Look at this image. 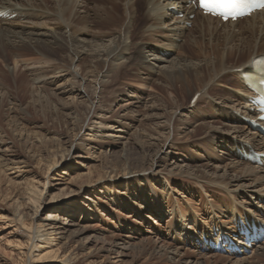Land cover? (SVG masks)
<instances>
[{"label": "bare ground", "instance_id": "1", "mask_svg": "<svg viewBox=\"0 0 264 264\" xmlns=\"http://www.w3.org/2000/svg\"><path fill=\"white\" fill-rule=\"evenodd\" d=\"M123 1L125 0H0V14L2 15L0 17V92H3L4 96L0 101V110L8 104V101L12 103L14 98L18 99L19 103L24 102L27 93L24 90L27 88L28 91L32 90V94L38 90L41 93L43 92L46 106L51 96L43 85L38 87L35 83L43 77H47V74L34 75L33 78L28 79V69L33 65L46 66L45 72L50 74L62 69L68 71L70 79L76 81L78 77L80 78L75 84L77 88H81L83 91L87 86L82 85L81 87V83L85 84L87 80L92 79L96 83L94 87H97V95H100L108 85L109 87L112 86L124 72H131L136 69L154 71L155 66L149 64L151 62L148 58V56H151L149 47L134 46L135 50L139 49L137 51L139 52V58L135 59L129 52V46L133 47L135 41L143 42L146 39L160 35L161 30L165 28L171 36L184 38L182 46L179 45L181 50L185 48L184 44L188 37L192 36L194 42L189 47L190 53L188 56H184L185 58L176 61L172 66L159 67V71L156 72L160 82L165 85L162 86L165 87L166 92L173 97L172 101L165 99L160 101L161 104L177 113V110L182 106L179 102L181 98L184 99L190 96L188 105L197 106L205 97H216V87L230 80L235 88L236 96H233L232 93L231 97V93H224L221 90L223 94H219V98L225 99L222 102L228 106L232 105L231 108L237 107V111L241 108L245 116L255 126L261 125L257 122L258 113L252 97L253 91L259 87L260 79L264 78V11L235 23H221L220 20L203 16L197 12L195 6L188 0H126L127 6L121 4ZM138 2L144 4L142 13H139L137 9ZM118 6L122 9V16L118 14ZM179 14H183L182 20L173 19V16ZM12 15L15 16L14 22L23 19L28 23L34 22L35 25L37 23V25H43L45 28H47L46 26H53V31H25L21 28L17 29L19 27H2L1 23L7 21L6 17ZM191 15H194L192 22L189 20ZM185 24H191V28L188 29ZM90 28H96L100 32H104L106 36H110L112 40L109 45L99 47L94 41L88 42L84 36ZM114 32L116 36L112 37L111 35ZM77 33L81 35L77 37ZM163 59L154 57L152 61L153 63H163L165 61ZM3 68H7L6 71ZM31 70L33 71V69ZM14 85L16 90H14ZM155 88L153 87L152 90H155ZM77 95L78 98L83 99V102L77 105L74 104L76 106H73V108L69 109L68 107L69 112L64 114L66 131H77L79 133L84 127L90 126L95 136L99 128H96L97 125H92L91 121L98 120L97 124L103 126L105 125L102 122L105 114L93 107L95 96L93 97L85 91L84 93L79 92ZM7 99L9 100L7 101ZM102 101L104 102V100ZM234 105L236 106L234 107ZM43 106L44 104L42 108ZM172 114L173 112L162 115L146 114L143 118L146 127L142 131V135L139 138L136 137L130 149L141 153L143 160L151 166H155L157 160L166 161V159L172 158L173 163L171 164L174 167L172 171L170 169V171L166 170L164 172L166 175L165 180L171 179V182L176 181V184L180 182L183 187L188 188L195 186L207 188L210 194L212 192L214 195L221 192L225 193L230 198L229 203L227 201L219 203V201L211 199L207 205H204V209L208 223L215 224L214 218L220 219L217 226L221 230L216 231L215 236L229 237L231 234L223 231L227 229V224L231 218L241 215L245 211L253 213L249 209L243 211L242 206L234 203L237 191L245 185L247 188H252L255 183H260L261 187L264 188V141L257 139V137L262 138V133L257 130L253 133L249 130L245 132L244 126L240 128L233 127L232 129L237 132L236 139L240 138V135L243 136L242 138L245 141L249 142L247 144L240 143V146L238 143L235 144L234 147L238 146L239 148V153L236 155L238 160L233 159L232 156V158L228 157L227 152H223L224 158L222 160L216 159L219 164L215 166L206 164L200 167H192L188 164V161L178 163L170 152H166L167 149L173 148V144L181 138L183 139L182 146H187L183 144L189 143L188 140L191 139L192 135V132H186L184 127L177 124L176 117H173ZM89 122L91 125H88ZM202 127L201 125L197 126L193 132L203 129ZM21 135L22 132H19V137H23L27 141H38L40 144L43 140V142L47 140L59 142L61 139L58 137L53 139L41 138L35 132L33 134L25 132L24 135ZM101 135L103 136V134ZM170 136L172 139H170ZM2 138L0 132V143ZM184 140L186 143H184ZM226 144L229 147L231 146L228 140ZM73 145L71 142L68 146L69 150H60L58 154H54L52 159L46 162V172L59 167L69 157ZM254 148L260 152L261 157L256 159L251 154ZM224 160L227 162H224ZM7 161L0 162V171L5 174L8 171L15 170L12 174H16L14 177H17L18 172L21 170L18 167L19 163ZM253 161L260 163L262 167H253L250 164ZM148 175L149 173L144 171L139 173L130 170L121 176L114 175L111 177L108 175L109 182H124L125 188H127L124 193L112 196L109 202L114 209L119 206L133 214L128 217L130 221L126 219L119 226V229L128 232V238L132 239L135 237L134 233H140L141 231L138 230V225L133 224L134 220L132 221L131 218L138 222L149 219L153 224H157L152 216H158L163 208L169 210L171 225L167 226V229L163 232L164 234L149 232L155 235L156 240L153 241L152 238H148L145 241L140 240V244L135 245L124 239L117 241L114 239L117 235L115 237L112 235V238L102 239L100 247H92L91 250L89 248L90 251L83 255L78 250H82L83 253L86 249L85 244H78L70 250L71 252L69 251L70 256L67 259L58 262L57 259L47 260L44 257L33 256L32 251L40 246L37 242L49 241L51 236H53V240H64L63 248L65 250L69 249L67 247H72V244L69 243L75 241V239L81 240V237L87 233L88 227L83 226L82 223L84 219L91 220L98 217L95 213L91 214V199L84 198L88 201V204L83 201L72 204L67 202L65 197H60L62 196L60 193L65 190H68L66 194H79L83 190L85 191L88 186H91V184L86 185V187L76 186L75 181L81 177L77 174L75 177H69L68 186L65 185L63 188L58 189L47 200L44 193L48 187L49 179L43 180L40 184H25L21 188V202L17 204L11 220L12 223H15V227L20 229V236L24 239V244H22L26 246V251L16 254L17 258H21L22 264H46L49 262L52 264H76V260H81L85 264H117L121 263L123 258H126L128 253L131 252L135 258H146L144 264H160L162 261L165 264H180L182 261L184 264H250L248 261H255V259L258 263L251 264L264 262V243L261 245L252 243L248 247L243 242V238H237L236 246L240 253L243 254L255 248L251 257L240 259L237 252L229 250L226 251L225 256L216 253L211 254L213 246L208 241L202 239L190 240L191 234L189 233H186L185 240H181V234L186 231L180 229L176 224V216L180 217L179 212L171 206L169 201L163 206V202L154 192L157 190L149 185ZM138 179L143 181L142 184L139 183ZM180 183L177 185L179 186ZM162 188L165 190L164 186ZM135 193H137V196ZM249 193L250 198L257 200L256 205L262 207V200L256 195L258 193L254 187L250 189ZM91 196L90 194L89 197ZM46 206H50V212L40 219L41 222L34 228L31 223H25L24 215L19 211L20 209L28 210L32 218L37 215L42 207ZM191 214H194V212L189 213L187 218L195 217ZM257 217V220L264 224V214L257 215ZM240 218L245 219L246 217L241 215ZM173 221L174 224L171 223ZM182 221L184 222V218ZM255 224L257 225V223ZM196 227L201 232L209 230L207 225ZM21 228L28 230H22ZM179 241L181 244H188L192 251L186 250L181 254L182 248L178 245ZM225 241L223 240L222 243ZM87 242L85 241V243ZM107 245L109 249H106ZM220 246L222 249H227L226 245L220 244ZM98 252H107V257L103 261L97 262L95 256ZM109 257L120 261L111 263L110 259L112 258ZM177 257L179 260L175 262L174 259ZM192 259H196L194 263ZM0 264L6 263L1 260Z\"/></svg>", "mask_w": 264, "mask_h": 264}, {"label": "rangeland", "instance_id": "2", "mask_svg": "<svg viewBox=\"0 0 264 264\" xmlns=\"http://www.w3.org/2000/svg\"><path fill=\"white\" fill-rule=\"evenodd\" d=\"M121 4L127 6L126 0ZM137 9L139 13H142L144 4H142V2H138ZM117 11L118 14L122 16V9H120L119 6L117 7ZM175 18L182 20L183 14L173 16V19ZM6 19L7 21L1 23V26L3 25L2 27L4 28L19 27L17 29L21 28V30L25 31L39 32H51L54 28L53 26H46L47 28H45L43 25H37L38 23L35 25L34 22L28 23L23 21V19H19V21L14 22L15 16L13 15L6 17ZM193 19L194 15L189 16L190 22H192ZM185 26L188 29L191 28V24H185ZM167 31L168 30L164 28L161 30L160 35L146 39L143 42L135 41V43L132 45L133 47L129 46V52L134 56L135 59L139 58V52H137L139 49L135 50L134 46L149 47L151 50V56H148L149 60L151 61L149 64L155 66L154 71L136 69L135 71L124 72V74H122L119 79L116 80L114 84H112V86L109 87L108 85L105 87L100 95H97V87H94V85L96 86V83L92 79L87 80V83L85 84L81 83V87L82 85H85L84 87L87 86L86 89H84L87 94L92 95L93 97L95 96L93 107H96L99 109V111H102L106 117L103 118L102 122L105 124L103 126L97 124L98 120L91 121L92 125H97L96 128H99L95 136L90 126H87L86 128L84 127L79 133H77V131H66L67 126L64 124V114L69 112L68 107L70 109L73 108V106H76L78 103L83 102V99L81 100L78 98L77 94L79 92L84 93V91L81 88H77V85L75 84V82L80 78L78 77L76 81L70 79V76L68 75L69 72L63 69L56 71L53 74L46 73V66L42 65H33L28 69V79L33 78L34 75L42 76L43 74H47V77L45 76L43 77L44 79L42 78L38 80L35 85L38 87L43 85L51 97L45 106L43 92L41 93L38 90L32 94L31 89L29 91L28 88L25 90L23 89L25 93L27 92L24 102L19 103L18 99L14 98L13 102L9 103V99H7L8 104L4 105L0 110V132L2 133L3 137L2 142L0 143V162L3 163V161L7 160L15 161L19 163L18 167L21 169L20 172H18L17 177H14L16 174H12L15 172V170L8 171L5 174H2V171H0V261L3 260L6 264H22L21 258H17L16 254L24 253L26 251V246L23 245L24 239L22 236H20V229L15 227V223H12L11 220L13 218L12 216L17 204L21 202V188H23L25 184H40V182H43V180L49 179L48 187L45 189L44 193V197L47 200L50 195L56 193L58 189L63 188L65 185L68 186L67 183L70 181L69 177H75L77 174L81 175V177L75 181L76 186L86 187V185L90 184L91 186H88L85 191L83 190L79 194H66L68 190H65L60 193L62 195L60 197H65L67 199L66 201L71 202L72 204L82 201L87 202L88 204V201L84 200V198L86 197L91 199V214L95 213L98 217L92 218L91 220L84 219L82 223L83 226L88 227L87 233L81 237V240L75 239V241L73 240L74 242L72 241L69 243L72 244V247H67L69 249L65 250L63 248V244L65 242L64 240H53L54 238L51 236L49 237V241L40 243L37 242V244L40 246L36 250L32 251L33 256H38L39 258L44 257V259L47 260L57 259L58 262L60 260L67 259L70 256V250H72L78 244H85L86 249L83 251V253L82 250H78L79 253L83 255L88 253L92 247H100L103 241L102 239L112 238L116 235L118 237L116 236L114 238L115 240L118 241L124 239L135 245L140 244V240L145 241L148 238H152L153 241L156 240L154 237L155 235L150 234L149 232L153 231L154 234L155 232L162 234L167 229V226L171 225L169 222V219L171 218L169 215V210L164 208L162 209L163 211H161V213H158V216H152L153 220H155L157 224H153L149 219H141L142 221L138 222L134 218H131L132 221L134 220L133 224L138 225V230L141 231L140 233L137 232L138 234L134 233L135 237L133 239L128 238V232L119 229V226L125 222L124 220H129L128 217H131L133 214L125 209L123 210L119 206L114 209L110 205L111 203L109 201L112 196H118L124 193L126 191L125 189L127 188H125L126 185L124 182L112 183L109 182L107 178L109 176L113 177L114 175L121 176L129 170L131 172L142 173L144 171L149 173L147 177L149 185L153 186L154 189L157 190L154 192L157 193V196L163 202V206L167 201H169L171 206L175 207V209L179 212L180 217L176 216V224L180 229L186 231L181 234V240H185L184 238L186 237V233H189L191 234V237L189 236L190 240L196 241V239H202L208 242L215 241V232L221 230V228L217 226V222L220 219L214 218L215 224L208 223L207 217L205 216L206 213L204 205H207L211 199H215L216 201H219V203L224 201L229 203L230 198L225 193L223 194V192L214 195L212 192L210 194L209 189L207 188L195 186L191 187V189L188 187H183L180 182V185L178 186L177 184L179 183L176 184V181L171 182V179H166V181V175L164 172L166 170L170 171V169L172 171L174 167L171 164L173 163V160H171L172 158H168L166 161H163L162 159L157 160L155 161L156 165L151 166L148 162L143 160L141 153L136 150H131L130 146H132V143H134L136 137L139 138V136L142 135V131L146 127L144 125L145 121H143V118L146 114L149 113L151 115H162L173 112L172 115L173 117H176L177 124L181 127H184L186 132H192V140H188L189 143L183 144L187 146L183 147L181 143L183 139H178V141L173 144V148L167 149L166 152H170V154L174 156V159L178 163H181V161H188V164L192 167H200L206 164L215 166L219 164L217 160H222L224 158V155L222 154L223 152H227L228 157L232 156L233 159H237L236 155L239 153V148L238 146L234 147L236 143H238L239 146L240 143H249L242 138L243 136L240 135V138L236 139L235 137L237 132L232 129L233 127L240 128L244 126L245 132L249 130L252 133L257 131L260 132L258 129L260 127L255 126L252 121L245 116L244 111L241 108H239L237 111V107L233 109L231 108L232 105L228 106L222 102V100L225 99L219 98V94H223V92L231 93V97L232 93L233 96H236L235 88L230 83V80H227L216 87V97H205L203 101L197 106L193 107L192 104L188 105L190 96L187 98L185 97L184 99L181 98L179 102L182 106L177 110V113L171 111L169 107H164L161 104L160 101H163L164 99L172 101L173 97L168 92H166L165 87H163L165 85L160 82L156 72L159 71V67H168L169 65L172 66L174 63H176V61L185 58L184 56L186 55L188 56L190 53L189 47H191L192 43L194 42L192 36L188 37L186 43L184 44L185 48L181 50L180 47L182 46L184 38L182 39L173 37ZM80 35L81 34L79 33L76 34L77 37ZM111 36H116V33H112ZM84 37L88 42H96L99 47H107L112 40L110 39V36H106L104 32H100L96 28H90L89 31L87 30V34ZM180 44L181 46H179ZM154 57L161 59L164 58L163 60L165 61L163 63H153L152 59ZM168 62L171 63L169 64ZM3 69L6 71L7 68ZM31 69H33V71ZM137 78H139L141 81ZM153 87H156L155 90H152ZM14 90H16L15 85ZM221 90L223 92H221ZM3 97V92H0V101ZM102 97L105 98L103 99ZM102 100H104V102ZM43 104L44 106L42 108ZM29 106L30 108L28 109ZM235 106L236 105H234V107ZM91 124L90 122L88 123V125ZM199 125L203 126V129L193 132L194 129ZM18 131L22 132V135H24L25 132L29 134H33L35 132L41 136V138L53 139L54 137H58L61 139L59 142H52L50 140L43 142V140L40 144L38 141H27L23 137H19ZM101 134H103V136ZM170 139H172L171 136ZM257 139L264 141V136L262 135V138L257 137ZM227 140L229 141V145L231 144V149L226 144ZM71 142L74 145L70 151L69 157L59 167L46 172V162L51 160L52 156L54 154H58L60 150H69L68 146ZM184 143H186L185 140ZM251 154L254 157L258 156V158L262 156L255 148L251 151ZM224 162L227 161L224 160ZM250 164L253 167H262V165L256 161H253ZM123 169L125 170L123 171ZM9 173L11 174L9 175ZM138 180L139 183L142 184L143 181L141 179ZM174 184H176V186H174ZM162 185L165 187V190H163ZM253 187L258 193L256 195H258L259 199L262 200V207H264V188L261 187L260 183L253 184L252 188H247L246 185L241 187L235 195L234 203L236 205L242 206L243 208L241 209L243 211L244 209H249L253 212H242V216L244 215L247 219L253 220L264 227V224H262L260 220H257V215L264 214V208L258 207L256 205L257 200L255 198L252 199L249 197V191L250 189H253ZM90 194L92 195L91 197H89ZM135 195L137 196V193H135ZM16 199L18 200L15 201ZM49 209L50 206L42 207L37 215L33 216L32 218L30 217V212L28 213V210L20 209L19 211L24 215L23 218L25 223H31L34 228L41 222L40 219L44 218L46 214L50 212ZM192 211L194 214L191 215H195V217L187 218L189 213ZM225 215L227 214L225 213ZM241 215L235 216L233 218L230 217L231 220L227 224V229L222 231L230 234H232V232L237 234V227L239 223L238 220ZM183 218L184 222L182 221ZM171 223L174 224L175 222L173 221ZM205 225H207V227L209 226V230L201 232L200 229H197L196 227H202ZM22 230L28 229L24 228ZM85 241L88 242L85 243ZM262 243H264V241L257 244L261 245ZM178 245L182 248L181 254H183L186 250L192 251L191 247L186 243L181 244L179 241ZM106 249H109V246ZM253 250H255V248H253ZM253 250L250 249L243 254L237 252L238 258L241 259L243 257H251ZM212 251L213 250H211V254L215 253ZM63 253L64 256L61 259ZM216 254L225 256L226 253ZM105 257H107V252H98L96 253L95 259L97 258V262H100L103 261ZM109 258H112L110 259L111 263H117L116 261H120L119 259H115L113 257ZM178 260V257L174 259L175 262ZM192 260L194 263L196 259ZM145 261L146 258H135L134 254L129 252L127 257L123 258L122 262L117 264H144ZM248 262L250 264L258 263L256 259L255 261L249 260ZM75 263L85 264L81 260H76ZM46 264L52 263L49 262ZM160 264L165 263L162 261ZM180 264H184L183 261ZM259 264H264V262Z\"/></svg>", "mask_w": 264, "mask_h": 264}, {"label": "snow or ice", "instance_id": "3", "mask_svg": "<svg viewBox=\"0 0 264 264\" xmlns=\"http://www.w3.org/2000/svg\"><path fill=\"white\" fill-rule=\"evenodd\" d=\"M202 6L209 13H215L225 19H236L241 14L240 9L243 6V0H202ZM264 7V4H261ZM264 83V81H261Z\"/></svg>", "mask_w": 264, "mask_h": 264}]
</instances>
